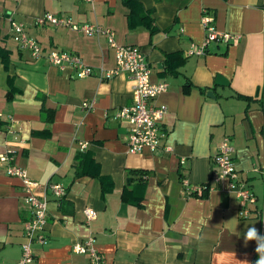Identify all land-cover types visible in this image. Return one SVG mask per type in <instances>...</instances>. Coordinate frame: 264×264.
Here are the masks:
<instances>
[{
  "label": "crops",
  "instance_id": "obj_1",
  "mask_svg": "<svg viewBox=\"0 0 264 264\" xmlns=\"http://www.w3.org/2000/svg\"><path fill=\"white\" fill-rule=\"evenodd\" d=\"M203 10L217 30L240 37L188 55L203 42ZM44 13L96 22L113 31L117 44L139 48L150 81L168 85L150 104L166 107L161 145L169 152H128V127L114 114L132 103L131 80L98 79L100 68H114L113 49L104 36L36 24ZM11 21L23 24L43 56L76 54L93 74L78 78L33 59L17 48ZM0 49L9 53L6 66L0 58V151L12 148L14 162L39 186L58 184L66 192L57 198L46 191L47 241L32 243V264H87L72 246L90 236L100 264H256L257 241L244 237L252 227L264 236L257 215L264 209V0H94L93 7L82 0H0ZM91 99L93 108L83 109ZM12 121L18 126L8 133ZM224 136L239 179L256 197L245 219L227 180H213V155ZM129 170L143 172L144 180L128 174L127 184ZM194 185L203 188L185 196ZM23 197L20 179L0 167V264L20 256L29 215ZM86 207L96 214L88 224Z\"/></svg>",
  "mask_w": 264,
  "mask_h": 264
},
{
  "label": "built area",
  "instance_id": "obj_2",
  "mask_svg": "<svg viewBox=\"0 0 264 264\" xmlns=\"http://www.w3.org/2000/svg\"><path fill=\"white\" fill-rule=\"evenodd\" d=\"M93 7L94 0H82ZM36 24H50L54 27H65L72 31L82 33L86 36H104L107 45L113 49L115 66L111 70H98V79L112 78L117 74H125L132 83V103L129 106L121 107L114 117L125 123L128 127L126 134V145L129 153L137 154L147 149L154 151L157 148L169 152V146L161 145V140L166 133L160 128V121L166 111L164 105L154 106L150 101L158 94L165 92L168 85L165 82L152 83L150 81V67L139 48L133 45H119L115 42L114 33L109 28H104L98 23H75L70 17L52 13H44L35 20ZM200 24L203 28V42L195 49L191 48L187 54L202 55L210 43L228 44L238 39L240 35L222 32L216 29L213 18L203 10ZM11 36L20 50H26L33 59L45 58L49 65L59 70L66 68L72 70L78 78H84L93 74V69L83 63L81 58L67 51L52 50L45 56L41 54L40 46L36 39L30 37L21 23L10 22ZM95 99L84 100L82 108L91 110ZM17 122H11L7 128L8 133H15ZM85 144L81 146V149ZM233 147L228 136H224L213 155V164L218 169V174L213 180L220 184L224 179L228 182V190L233 192L238 200V215L240 218H248L251 215V207L256 202L255 195L239 179L238 171L233 160ZM14 150L5 147L0 151V167L8 175L20 179L24 192V203L28 208V217L22 221L24 241L21 243V253L16 264H32L34 256L31 250L32 243L44 244L47 241L45 226L47 223V196L49 189L51 194L57 198L65 195V189L58 184L39 186L36 181L27 176L26 170L14 161ZM184 159L180 160L182 164ZM264 176V169L261 171ZM187 184V181L182 179ZM203 186L194 185L184 190L185 196L201 191ZM85 223H89L96 216L95 210L86 207L83 210ZM260 219L264 218V209L257 213ZM72 251L87 255V264H100L101 256L97 250L92 236L82 242L73 244Z\"/></svg>",
  "mask_w": 264,
  "mask_h": 264
},
{
  "label": "clouds",
  "instance_id": "obj_3",
  "mask_svg": "<svg viewBox=\"0 0 264 264\" xmlns=\"http://www.w3.org/2000/svg\"><path fill=\"white\" fill-rule=\"evenodd\" d=\"M244 239L246 243L251 240L257 241L258 246L256 252L258 253L259 259L256 261V264H264V236H260L257 229L252 227L248 228Z\"/></svg>",
  "mask_w": 264,
  "mask_h": 264
},
{
  "label": "trees",
  "instance_id": "obj_4",
  "mask_svg": "<svg viewBox=\"0 0 264 264\" xmlns=\"http://www.w3.org/2000/svg\"><path fill=\"white\" fill-rule=\"evenodd\" d=\"M149 29H150V31L152 32L153 31V27H150L149 26ZM18 48V47H17ZM0 58H1V60H2V62H3V64L6 66L7 65V63H8V60H9V53H8V51L6 50H2V49H0ZM127 173V175H126V177H125V181L127 182V184L128 183H130V182H132V178H130V180L128 179L129 177H128V174H138L139 176H138V181H143L144 180V178H143V172H141V171H136V170H129V171H126ZM96 176H98L99 177V179H100V181L102 182V180H103V177H101L100 175H99V173H98V171L96 172ZM127 184H125V186H124V195L125 196H127L126 194L128 193V190H127V188H126V186H127Z\"/></svg>",
  "mask_w": 264,
  "mask_h": 264
},
{
  "label": "water",
  "instance_id": "obj_5",
  "mask_svg": "<svg viewBox=\"0 0 264 264\" xmlns=\"http://www.w3.org/2000/svg\"><path fill=\"white\" fill-rule=\"evenodd\" d=\"M207 96L213 97V94L210 91H208Z\"/></svg>",
  "mask_w": 264,
  "mask_h": 264
}]
</instances>
